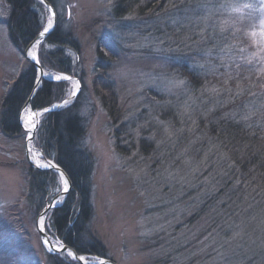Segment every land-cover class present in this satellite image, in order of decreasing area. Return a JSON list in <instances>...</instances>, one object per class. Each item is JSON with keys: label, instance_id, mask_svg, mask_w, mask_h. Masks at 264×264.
<instances>
[{"label": "rangeland", "instance_id": "obj_1", "mask_svg": "<svg viewBox=\"0 0 264 264\" xmlns=\"http://www.w3.org/2000/svg\"><path fill=\"white\" fill-rule=\"evenodd\" d=\"M53 1L56 26L60 21L80 44V53L68 50L75 65V74L68 75L80 83L83 146L93 161L89 235L105 247V258L118 264H264V213L248 216L226 208V216L233 212L230 227H221L217 203L203 208L231 164L210 135L211 118L221 111L240 112L264 123V63L256 56H264L260 0H125L119 8V0ZM245 3L253 7L243 8ZM38 10L41 32L52 17L44 4ZM11 14V5L0 0V112L11 86L30 65L25 51L10 40ZM201 17L226 22V38L216 34L220 44L211 38V28L207 39L201 37ZM225 43L231 47L222 52ZM99 48L113 56L106 75L120 108L116 123L98 92L106 80L96 70ZM207 50L211 55L204 54ZM197 64L204 67H193ZM183 66L201 78L198 87L179 71ZM173 80L185 84H170ZM62 81L65 100L77 81ZM237 85L244 90L240 95ZM212 88L231 91L216 94ZM28 132L22 128L19 136L7 135L0 126V218L6 223L0 230V258L19 254L16 238L41 262L46 249L37 220L42 210L34 213L26 200ZM36 138L33 146L41 150ZM63 187L60 179L49 202ZM226 200L220 197L218 203Z\"/></svg>", "mask_w": 264, "mask_h": 264}, {"label": "trees", "instance_id": "obj_2", "mask_svg": "<svg viewBox=\"0 0 264 264\" xmlns=\"http://www.w3.org/2000/svg\"><path fill=\"white\" fill-rule=\"evenodd\" d=\"M12 7L8 26L10 40L20 51H25L28 44L38 35L43 26V17L38 10L43 6L39 0H6ZM54 6L53 0H48ZM166 1V0H156ZM125 0L118 1V8ZM150 3V2H149ZM41 47V48H40ZM39 60L45 70L75 74L73 59L68 50L80 53L78 40L65 32L60 21L56 28L40 44ZM98 61L96 70L102 71L103 86L100 91L102 104L106 107L113 121L118 122L120 108L112 83L107 77L109 62L113 56H108L103 49L97 51ZM180 72L189 83L198 87L201 78L187 69L180 67ZM37 70L30 63L27 70L14 82L5 96L0 112V126L7 135L19 136L22 132L19 117L21 110L29 98L35 81ZM65 81L57 82L44 79L42 86L33 96V109L52 106L64 99L61 95ZM82 106L80 95L67 106L51 110L41 117L36 139L45 156L54 160L69 175L72 188L65 202L52 208L45 221V229L62 244L73 248L78 254L87 257H106L105 247L89 235L88 225L93 215L90 203L93 161L85 150L83 140L85 136L84 118L80 112ZM227 112V111H226ZM216 113L215 120L211 118L209 124L210 135L219 144L222 152L229 155L231 164L226 165V174L220 180V188L207 197L203 208L207 209L212 203L218 213L221 227H230L226 216L228 209L244 210L248 216L257 212L264 213V123H257L255 118L236 114ZM239 113V114H238ZM117 116V117H116ZM247 117V119H245ZM119 127V126H118ZM122 124L120 130H124ZM121 150L120 145L117 146ZM27 175L29 187L26 200L34 213H39L49 202L54 187L59 184V174L53 170H39L29 166ZM225 198L227 203H218L219 198ZM203 208L201 211H203ZM236 213V212H235ZM6 225L0 218V230ZM15 242L16 250L12 259L1 256L0 264H81L78 260L67 256V253H50L44 250V260L39 259L32 251H23L21 245Z\"/></svg>", "mask_w": 264, "mask_h": 264}, {"label": "water", "instance_id": "obj_3", "mask_svg": "<svg viewBox=\"0 0 264 264\" xmlns=\"http://www.w3.org/2000/svg\"><path fill=\"white\" fill-rule=\"evenodd\" d=\"M39 1L42 4L45 5V7L49 10V12L51 14L52 27L49 28V30L47 32L42 30L28 44V46L26 47L25 52H24L27 60L31 64H33L35 66L36 70H37V79L35 81L33 90L31 92L29 98L25 102V104H24V106H23V108L21 110L20 117H19V121H20L21 127L24 128L25 130H28V131H29V129H27L25 127V125L23 123V120H22L23 114H24L26 109H28V108L32 109V106H31L32 98L37 93L39 88L42 86L43 80L44 79L51 80V81L67 80V79L57 80L56 77L60 76V77H71L72 80L78 81V79L76 77L72 76V75H68V74L52 75V74L48 73L47 70H45V68L42 66V64H41V62L39 60V46L45 40V38L49 35V33L55 28L56 22H57V13H56V10H55V7L53 6V4L51 2H49L48 0H39ZM53 12L55 13V15H53ZM46 28H48V27H46ZM41 33H43V35H41ZM34 46L37 47L36 58L28 55V53L31 51V49ZM79 90H80V83H79ZM79 90L76 91V95L75 96H73L71 94L65 100H69L70 102L73 101L77 97V94H78ZM65 100H63L61 102H56L50 107H46V108H42V109H34V110L32 109L34 112L37 113V116L35 117V120L37 121V128L35 130H32V138H31V140H29L27 138V158H28V161H29V164H30L31 167H33L35 169H39V170H53V171L57 172L59 175H60L61 172H63L64 177L68 180V186H69L68 187V191L65 192L62 189L61 192L56 194L50 200V202H48L47 205L42 209V211L39 213V217H38V220H37V230H38L39 234L42 237L45 249L48 252L55 253V254H57V253H68L69 254V252H70V253H73L76 257H79V256H84V255L78 254L73 248H71L70 246H68L66 244L59 245L58 243H55V241L52 240L51 236L47 233V231L45 229V218H46L48 212L52 208H55V207L59 206L61 204V201L62 202L65 201V199L67 198L69 192L71 191V188H72L71 179H70L69 175L67 174V172L59 164H57L54 160L47 158L42 150H40L41 153H42V157L46 160V161H44V164H51V165H54V167H40V166H38L37 162H35L33 160V158L31 157V154L29 152V144L33 143V141L35 139L36 132H37V130L39 128L40 119H41L42 115H44L45 113L49 112V111L45 112L44 109H50V111H51V110H55L57 108H60L62 106L54 107V105H56V106L63 105V102ZM41 217H43V226H41V224L39 223L40 220H41ZM45 240L49 241V244H45ZM62 249H66V251L62 250ZM84 257L86 258L85 261H80L78 259H76V260H78L81 264H118L115 261H113V260H111L109 258H105V257H93L94 259H91V258L89 259V257H87V256H84Z\"/></svg>", "mask_w": 264, "mask_h": 264}, {"label": "snow or ice", "instance_id": "obj_4", "mask_svg": "<svg viewBox=\"0 0 264 264\" xmlns=\"http://www.w3.org/2000/svg\"><path fill=\"white\" fill-rule=\"evenodd\" d=\"M260 4H261L260 10L262 12H264V0H260ZM203 7L207 8V5H203ZM221 7H229L233 11H237V12L240 11V8L236 7L235 5H221ZM242 7L243 8H252L253 5L251 3H245ZM53 15H55L54 12H53ZM198 23L203 24V27L200 30V35H201L202 38H204V39H207L208 38V37L205 36V33H207L208 32V29H210V28L212 29V33L210 34L211 35V38L212 39H215L216 42H217V44H220L221 43L220 38H218L217 35H216L217 33L219 34L220 37L226 38L225 34L228 31L227 27L225 26V23L226 22H220L219 24H217V23H209L207 17H201V18H199ZM261 23H262L261 34L264 35V21H262ZM51 27H52V21L49 20L48 28H45L44 31L47 32L49 30V28H51ZM41 35H43V33H41ZM252 35H255V33L253 32ZM115 38L117 40H119L121 38L120 37V34L119 33H115ZM230 47L231 46L229 44L225 43L223 45V48L221 49V51L222 52H225L226 50H230ZM204 54L205 55H211V50H207ZM28 55L29 56H34L35 54L29 52ZM256 56L258 58V62L264 63V56H259V54H256ZM220 58H221V60H224V56H221ZM247 62L249 64H251L252 63V60L250 59ZM193 67H201L202 68V67H204V65L197 64V65H194ZM225 67L226 68L229 67L228 63H225ZM239 67H240V65L237 64L236 65V69L238 70ZM260 71L261 72H264V67H262L260 69ZM56 79L57 80H60V79L70 80L71 77H60V76H57ZM169 83L170 84H173V85H176V86H182V85L185 84V81L184 80H173V81H169ZM224 83H225V85H227L228 84V80H225ZM237 88H238L237 95L242 94L244 90L243 89H240L239 88V85H237ZM78 90H79V82L77 81L76 82V89L72 92V95L75 96L76 95V91H78ZM222 90L223 91H229V92L231 91L230 88H225V89L212 88V89H210L211 92L216 93V94H218ZM69 103H70L69 100H65L63 102V105H59V106L54 105V107L67 106ZM44 111L47 112V111H50V109H44ZM36 116H37V113L36 112L31 113V116H29V118L25 122V127L27 129H29V132H28V139L29 140H31V138H32V130H35L37 128V121L35 120V117ZM245 119H247V117H245ZM29 152L32 153V149L31 148H29ZM38 155H40V154H33L32 155V158L34 160H36L38 166H40V167H54V165H51V164L41 163L39 161V159H38ZM60 179H61V181L63 183V186H64L63 187V191H65V192L68 191V187H69L68 186V180L64 177L63 172L60 173ZM57 191H59V189H57ZM39 223L41 224V226H43V217H41V220H40ZM45 244H49V241L45 240ZM62 250H65L66 251V249H62ZM69 255L72 256L73 259H78L80 261H85L86 260V258L84 256L76 257L73 253H70V252H69Z\"/></svg>", "mask_w": 264, "mask_h": 264}, {"label": "bare ground", "instance_id": "obj_5", "mask_svg": "<svg viewBox=\"0 0 264 264\" xmlns=\"http://www.w3.org/2000/svg\"><path fill=\"white\" fill-rule=\"evenodd\" d=\"M30 52H31V53H34L35 55L32 56V57L36 58L37 47L34 46V47L31 49ZM33 112H34V111H33L32 109H30V108H28V109L25 110V112H24V114H23V118H22L24 125H25V122L27 121V119L29 118V116H31V113H33ZM29 148L32 149V153H30V154H31V157H32L33 154H40V155H38V158H39V157H42V153H41V151L38 150V149H36V148H34L33 143H30V144H29ZM39 161H40L41 163H44V161H42V160H40V159H39Z\"/></svg>", "mask_w": 264, "mask_h": 264}]
</instances>
